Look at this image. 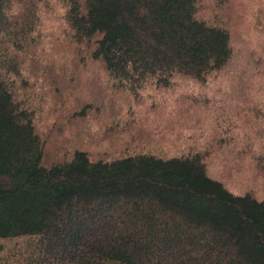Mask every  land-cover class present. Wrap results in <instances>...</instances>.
<instances>
[{
    "label": "trees",
    "instance_id": "1",
    "mask_svg": "<svg viewBox=\"0 0 264 264\" xmlns=\"http://www.w3.org/2000/svg\"><path fill=\"white\" fill-rule=\"evenodd\" d=\"M40 1L0 0L4 67L16 69L6 44L29 45ZM61 1L70 47L85 43L83 64L101 63L113 93L181 74L204 82L231 57L227 28L199 16L200 0ZM34 127L0 77V239L11 242L0 264H264V199L210 177L203 153L75 149L45 163Z\"/></svg>",
    "mask_w": 264,
    "mask_h": 264
},
{
    "label": "rangeland",
    "instance_id": "2",
    "mask_svg": "<svg viewBox=\"0 0 264 264\" xmlns=\"http://www.w3.org/2000/svg\"><path fill=\"white\" fill-rule=\"evenodd\" d=\"M38 5L29 45L6 44L18 63L14 71L0 64V77L31 110L43 162L68 159L75 149L91 159L201 152L210 177L264 199V0H200L199 16L229 32L228 62L204 82L175 75L171 86L137 94L113 93L101 63L84 65L85 43L71 48L61 0ZM94 110L110 118L97 121Z\"/></svg>",
    "mask_w": 264,
    "mask_h": 264
}]
</instances>
